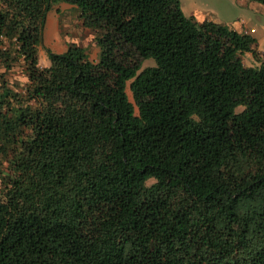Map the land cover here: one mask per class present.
<instances>
[{"label": "trees", "instance_id": "1", "mask_svg": "<svg viewBox=\"0 0 264 264\" xmlns=\"http://www.w3.org/2000/svg\"><path fill=\"white\" fill-rule=\"evenodd\" d=\"M54 2L96 60L38 65ZM255 42L179 0H0V264H264Z\"/></svg>", "mask_w": 264, "mask_h": 264}, {"label": "rangeland", "instance_id": "2", "mask_svg": "<svg viewBox=\"0 0 264 264\" xmlns=\"http://www.w3.org/2000/svg\"><path fill=\"white\" fill-rule=\"evenodd\" d=\"M181 11L196 21L211 20L223 26L246 32L255 39L257 58L251 52L240 55L245 66H257L258 60L264 57V5L249 0H179ZM76 45L84 49L90 60L97 58V46L94 42V30L82 25L75 5L65 2L50 4L45 13L41 32V44L37 47L38 65L48 64L46 49L54 53L63 52L67 46ZM153 65L152 59L141 61L140 68ZM0 70L3 68L0 67ZM13 77L19 82L24 77L18 66L11 70ZM11 77V75H9ZM125 83V93L132 101Z\"/></svg>", "mask_w": 264, "mask_h": 264}]
</instances>
